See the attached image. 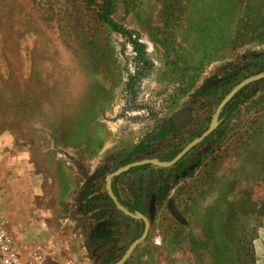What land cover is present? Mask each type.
Segmentation results:
<instances>
[{
  "label": "rangeland",
  "instance_id": "rangeland-1",
  "mask_svg": "<svg viewBox=\"0 0 264 264\" xmlns=\"http://www.w3.org/2000/svg\"><path fill=\"white\" fill-rule=\"evenodd\" d=\"M263 70L264 0H0V213L21 255L118 260L140 221L106 201L105 177L179 152ZM215 79L226 81L198 94ZM231 104L179 167L117 176L121 201L146 208L149 185L158 194L124 264H264V79ZM184 110L185 127L151 138ZM104 218L114 242L93 254L86 237Z\"/></svg>",
  "mask_w": 264,
  "mask_h": 264
},
{
  "label": "water",
  "instance_id": "water-1",
  "mask_svg": "<svg viewBox=\"0 0 264 264\" xmlns=\"http://www.w3.org/2000/svg\"><path fill=\"white\" fill-rule=\"evenodd\" d=\"M262 79H264V70L257 73V74H254L250 77H247V78L243 79L242 81H240L239 83H237L218 103V105H217V107H216V109H215V111L211 117V120H210V123H209L207 129L205 131H203L200 136L191 140L187 145H185L170 161L158 162L154 159H145V160H140V161H134V162L125 164V165L115 169L113 172L109 173L105 177V184H104L105 185V191H106V194H107L108 198L110 199L111 203L115 207V209L117 211H119L121 214H123L124 216H126L130 219H133V220L141 221L143 224V228H142V231H141L139 237L137 239L133 240L129 244V246L127 247V249L123 253V255L113 264H124L125 261L127 260V258L129 257V255L131 254V252L133 251V249L146 237L147 231L149 228V221L153 217L154 197L151 196V198L149 200L148 216L147 217H145L144 215H142L138 212L130 213L117 202L115 196L113 195L111 188H110L111 179L114 177H117L118 175H120L126 171H128L131 168L143 166L146 164H150V165H154L156 167H162V168L172 166L177 161H179L189 150H191L201 140H203L206 136H208L211 132H213L215 130V128L219 124L218 116H219L220 110L231 100V98L238 91H240L241 89H243L247 85H249L253 82L262 80ZM219 82H220V79L207 81L206 83L203 84L202 88L200 89V92L203 93L209 87L214 86V85L218 84ZM190 120H191V115L188 111H180V112L172 115V117L170 118L172 125L174 126V128H177V129L185 127L190 122ZM169 209H170L171 214L177 220L180 221L179 215L176 213V211L173 209V207L171 205L169 206Z\"/></svg>",
  "mask_w": 264,
  "mask_h": 264
},
{
  "label": "trees",
  "instance_id": "trees-1",
  "mask_svg": "<svg viewBox=\"0 0 264 264\" xmlns=\"http://www.w3.org/2000/svg\"><path fill=\"white\" fill-rule=\"evenodd\" d=\"M260 71H258L259 73ZM226 81V79L220 81L218 84L209 87L207 90H205V93H209L210 91H212L214 88H216L217 86L223 84ZM244 89V88H243ZM241 89L240 91H238L232 98L231 100L220 110L219 116H218V120L222 121L226 116H228L229 112L232 109V104L231 102L233 100H235L242 92ZM198 94L200 93V91H197ZM179 131V129H175L172 126V123L170 121V119L167 120L166 125L164 128L159 129L158 132L155 135H152L151 138L153 139H164L166 137H168L172 132H177ZM143 147L142 144L139 143L137 144L132 151L130 152L131 155H138L142 152ZM175 154H171L168 153L167 155H164L165 159L163 160H157V161H167L170 160L172 157H174ZM179 162L174 164V167H179ZM148 165H143V166H139V167H135V168H131L128 170V172L134 171V170H138V169H144L146 168ZM99 171H97L94 174V177H97L99 175ZM176 176H181L182 173H175ZM102 176H104V174H102ZM117 177H114L111 179L110 182V188L111 191L113 193V195L115 196L117 202L124 208L126 209L128 212L130 213H140L142 215H144L145 217H147V208L142 207L140 202L137 200L136 197H133L132 203H128L126 201H121L116 193L115 187H114V183ZM148 200L150 195H154L155 198H158V194L156 192V190H154L152 188L151 185H149L148 187ZM83 196H90V193H86V192H82ZM106 201L110 204L111 207H113V205L111 204L110 200L104 196ZM91 197H88L87 200H91ZM120 214V213H119ZM121 215V214H120ZM114 222L110 219V218H104V219H98L94 225L90 228L87 237H86V243H87V247L90 248L91 252L96 253L98 251V249L102 248V247H106V246H110L113 242H114ZM142 223L140 222V232L139 234L135 237L136 239L139 237L141 230H142ZM95 256L93 258V262L95 260ZM116 258L113 257L111 254L107 255L106 257H104L102 264H113L116 262Z\"/></svg>",
  "mask_w": 264,
  "mask_h": 264
},
{
  "label": "built area",
  "instance_id": "built-area-1",
  "mask_svg": "<svg viewBox=\"0 0 264 264\" xmlns=\"http://www.w3.org/2000/svg\"><path fill=\"white\" fill-rule=\"evenodd\" d=\"M0 264H41L38 256L24 258L5 227L0 213Z\"/></svg>",
  "mask_w": 264,
  "mask_h": 264
},
{
  "label": "flooded vegetation",
  "instance_id": "flooded-vegetation-1",
  "mask_svg": "<svg viewBox=\"0 0 264 264\" xmlns=\"http://www.w3.org/2000/svg\"><path fill=\"white\" fill-rule=\"evenodd\" d=\"M184 111H188V110H184ZM189 112V111H188ZM171 118V117H170ZM173 126V125H172ZM165 127V126H164ZM164 127H162V128H164ZM161 128V129H162ZM173 128H174V126H173ZM175 129H177V128H175ZM179 130H180V128H179ZM178 153V152H177ZM177 153H175V155L177 154ZM165 154H168V153H165ZM174 155V156H175ZM173 158V157H172ZM171 158V159H172ZM163 159H165V157H163V158H160V159H157V158H155L154 160H163ZM170 159V160H171ZM170 160H167V161H170ZM167 161H158V162H167ZM178 162H180V161H177L176 163H178ZM175 163V164H176ZM146 165H150V164H146ZM174 165V164H173ZM172 165V166H173ZM194 165V163H192V164H190L188 167H183V168H180V169H178V170H176L175 171V173H186L187 171H188V169L191 167V166H193ZM126 172H128V171H126ZM151 196H153L154 197V204H155V202H156V198H155V196L154 195H150V197H149V200H150V198H151ZM149 200H148V203H149ZM148 203H147V216H148ZM143 207V206H142ZM141 222V221H140ZM142 223V222H141ZM143 225V224H142ZM143 228V227H142Z\"/></svg>",
  "mask_w": 264,
  "mask_h": 264
}]
</instances>
